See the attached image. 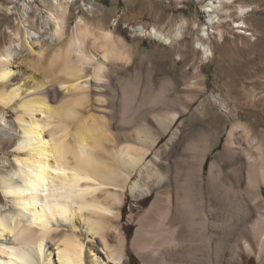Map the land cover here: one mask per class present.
Instances as JSON below:
<instances>
[{
  "label": "bare ground",
  "instance_id": "1",
  "mask_svg": "<svg viewBox=\"0 0 264 264\" xmlns=\"http://www.w3.org/2000/svg\"><path fill=\"white\" fill-rule=\"evenodd\" d=\"M235 1L210 0L203 31L227 21L232 15L227 5ZM70 2H50L54 11L49 19L61 45ZM138 32L164 44L173 41L156 28ZM181 33L177 29L174 37ZM12 35L35 58H21L12 43L0 53V134L15 141L16 153L14 167L0 174L2 195L13 210L0 209V237H18L14 246L0 242V264H85V255L94 252L85 254L79 225L87 237L100 239L109 259L124 264V238L118 233L114 245L109 233L118 229L116 207L133 180L135 199L154 195L132 243L143 264H243L245 253L264 262V145L254 143L249 128L235 125L223 151L209 160L215 143L203 137L204 127L180 121L191 98L173 95L172 82L167 90L151 80L127 78L133 59L105 21L81 17L47 66L45 46L36 51L30 32L18 29ZM204 51L211 53L207 47ZM27 65L43 70L46 79L28 87L22 71ZM89 66L94 68L91 77ZM194 86L189 83L188 89ZM59 98L62 103L54 106ZM9 108L16 112L18 134L6 128ZM196 116H206L204 103L191 119ZM179 122L183 127L173 131ZM164 137L168 143L151 158ZM61 226L69 231L59 234ZM48 239L57 246L54 258L55 250L46 251Z\"/></svg>",
  "mask_w": 264,
  "mask_h": 264
},
{
  "label": "rangeland",
  "instance_id": "2",
  "mask_svg": "<svg viewBox=\"0 0 264 264\" xmlns=\"http://www.w3.org/2000/svg\"><path fill=\"white\" fill-rule=\"evenodd\" d=\"M54 1L65 0H0V53L12 43L21 58L34 61L35 57L29 49L14 42L12 35L18 29L23 32L26 29L31 33L29 43L35 46L36 51L42 45L45 46L44 58L47 62H44L47 66L55 53L66 46L81 17L89 22L105 21L116 38L122 37L133 59L132 64L126 67L127 78L151 80L157 89L164 85L170 90L172 82L175 85L173 95L185 101L191 98L189 110L180 117V121H193L195 127H204L203 137H209L210 143H215L209 160L220 155L229 131L238 124L251 130L255 144L264 145V0H236L234 4L227 5L232 15L227 21L209 26L207 33L203 31V27L207 26L208 17L203 11L210 0H70L67 35L63 45L54 35L53 20L49 19L51 11H54L50 2ZM240 8L245 12L242 13ZM92 11L97 18L92 16ZM26 12L30 15L27 24L23 21ZM140 28L147 31L156 28L172 36L173 41L164 44L148 35L142 36L138 32ZM179 28L182 33L174 37ZM204 47L209 48L211 53L206 55ZM145 56L149 57L147 63L145 59L142 60ZM54 69L58 71L59 67ZM22 71L27 76L28 87L46 79L43 70L38 71L27 65ZM93 74L94 68L89 66L87 75L91 77ZM60 76L64 77L63 74ZM93 83L94 81L91 85ZM189 83L195 85L191 91L188 89ZM91 87L93 90L94 87ZM91 95L94 97V93ZM61 103L62 98H59L52 104L58 106ZM203 103L206 105V116H196L192 120V115L201 109ZM4 113L7 118L6 128L18 134L15 110L9 108ZM42 117L39 114L38 118ZM181 122L173 131L183 127ZM49 128L47 138L50 137ZM238 136L240 139L244 138L242 134ZM168 139L163 138L162 144L151 153V158L155 157V152H161V147L168 143ZM14 149L15 141L0 134V174L14 167ZM256 154L257 151L254 152ZM225 167L228 168V163H225ZM138 175L136 173L135 180ZM133 183L134 180L126 188L122 205L116 207L120 217L115 220L114 225L118 229L109 233V239L112 244L117 245L119 235L124 238V264H143L132 243L138 222L149 209L154 195L135 199L130 191ZM144 184L145 181L141 180L140 187L144 188ZM243 185L247 187L246 182ZM261 187L264 195V183ZM102 192L99 191L97 195L101 196ZM0 209L5 213L13 211L4 199L1 188ZM64 231H69V227H59V234ZM76 231L81 234L85 243V254H88L89 249L94 252L88 257L85 255V264H116L109 259L98 237L92 234L87 237L86 228L82 229V225ZM17 238L15 235H6L0 237V242L7 240L5 245L14 246ZM56 249L55 243L48 239L47 253L55 250L54 258ZM243 258V264H264L254 254L245 253Z\"/></svg>",
  "mask_w": 264,
  "mask_h": 264
}]
</instances>
